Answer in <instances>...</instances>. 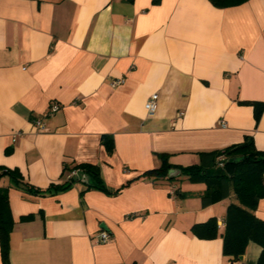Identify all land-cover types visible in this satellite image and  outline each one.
Here are the masks:
<instances>
[{
  "label": "crops",
  "instance_id": "crops-1",
  "mask_svg": "<svg viewBox=\"0 0 264 264\" xmlns=\"http://www.w3.org/2000/svg\"><path fill=\"white\" fill-rule=\"evenodd\" d=\"M251 102L264 103V0H0V166L40 188L65 181V163L98 164L110 189L128 183L81 193L84 175L41 196L0 177L11 264H229L224 226L211 239L192 226L224 222L233 198L202 206L205 183L142 174L158 152L187 166L246 136L264 150V108L256 120ZM255 214L264 219V198ZM101 230L107 242L95 240ZM260 251L251 241L239 261L256 264Z\"/></svg>",
  "mask_w": 264,
  "mask_h": 264
},
{
  "label": "trees",
  "instance_id": "trees-1",
  "mask_svg": "<svg viewBox=\"0 0 264 264\" xmlns=\"http://www.w3.org/2000/svg\"><path fill=\"white\" fill-rule=\"evenodd\" d=\"M209 1L217 7H230L247 0ZM153 2L157 3L159 0H153ZM251 103L254 108V117L258 120L264 103ZM101 142L108 151L113 149L111 134L103 135ZM197 153L198 163L181 166L172 164L168 160L169 153L158 152L160 165L145 171L142 175L155 178L167 176L173 179L175 176H170L169 172L175 169L179 171L178 175L184 174L193 182L205 183L206 188L200 196L202 206L232 197L233 200L227 206L224 229L220 233L223 240V255L231 261H238L245 253L248 243L252 241L261 247L256 264H264V219L255 214L259 201L264 198V150L256 147L252 136H246L242 142ZM219 156L223 158L222 166L218 165ZM231 158L234 160L230 161ZM73 171H81L91 180L81 193L86 189L97 188L108 194H116L128 184L124 183L116 189L108 188L100 175L98 164L91 162L65 163L62 169V175H68L65 181L53 182L46 188H40L26 181L17 168L0 166V177L8 175L14 183L13 186L30 194L42 196L69 189L77 181L76 176L72 174ZM8 191V187L0 186V253L3 264H11L10 235L15 223L11 214ZM33 217V214H28L21 216L20 219L27 221ZM192 232L200 238H214L219 234L217 219L212 217L206 222L194 224Z\"/></svg>",
  "mask_w": 264,
  "mask_h": 264
},
{
  "label": "built area",
  "instance_id": "built-area-1",
  "mask_svg": "<svg viewBox=\"0 0 264 264\" xmlns=\"http://www.w3.org/2000/svg\"><path fill=\"white\" fill-rule=\"evenodd\" d=\"M121 83H123L122 78L111 81L112 86H116V85H119ZM157 105H158V93H152L145 102V108L149 114H152L157 109ZM57 108H58V105L53 104L51 107V111H53ZM34 124L36 125V127L39 131H44L46 129L42 119H34ZM221 125H225V122L223 120L221 121ZM18 134H19V132H15L13 135L16 136ZM222 159L223 158L221 156H219L217 158L219 166H222V164H223ZM72 174L74 176H76L77 172L73 171ZM217 226H218V228H222L224 226V222H217ZM109 239H110V235L105 230H101L95 236V240L100 241V242H107ZM229 264H243V263L238 260V261H231V262H229Z\"/></svg>",
  "mask_w": 264,
  "mask_h": 264
},
{
  "label": "water",
  "instance_id": "water-1",
  "mask_svg": "<svg viewBox=\"0 0 264 264\" xmlns=\"http://www.w3.org/2000/svg\"><path fill=\"white\" fill-rule=\"evenodd\" d=\"M234 158H231L230 161H233ZM179 171L178 170H175V169H171L170 172H169V175L170 176H176L178 175ZM84 173L81 172V171H77V174H76V179H82L84 177Z\"/></svg>",
  "mask_w": 264,
  "mask_h": 264
},
{
  "label": "rangeland",
  "instance_id": "rangeland-1",
  "mask_svg": "<svg viewBox=\"0 0 264 264\" xmlns=\"http://www.w3.org/2000/svg\"><path fill=\"white\" fill-rule=\"evenodd\" d=\"M179 177L182 178V180L178 181V183L180 185L181 184L188 185L190 183H195V182L191 181L189 178L186 179L187 176L184 174L179 175ZM246 249H247V247H246Z\"/></svg>",
  "mask_w": 264,
  "mask_h": 264
}]
</instances>
